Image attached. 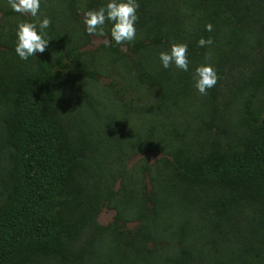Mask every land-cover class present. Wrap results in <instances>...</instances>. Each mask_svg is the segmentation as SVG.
I'll return each instance as SVG.
<instances>
[{
  "label": "trees",
  "instance_id": "trees-1",
  "mask_svg": "<svg viewBox=\"0 0 264 264\" xmlns=\"http://www.w3.org/2000/svg\"><path fill=\"white\" fill-rule=\"evenodd\" d=\"M104 2L41 0L52 40L23 61L0 0V264H264V0H138L134 42L106 22L89 48ZM172 42L189 72L160 65Z\"/></svg>",
  "mask_w": 264,
  "mask_h": 264
},
{
  "label": "clouds",
  "instance_id": "clouds-1",
  "mask_svg": "<svg viewBox=\"0 0 264 264\" xmlns=\"http://www.w3.org/2000/svg\"><path fill=\"white\" fill-rule=\"evenodd\" d=\"M9 8L30 19L18 21L15 27V53L20 60L27 61L36 57L37 53H44L52 38L47 34L51 25L48 16H40L41 0H7ZM138 0H105L97 9H86L83 13L82 23L84 31L91 36H105V25L110 24L108 30L111 43L122 45L132 43L136 39L138 20ZM206 31L212 30V25H205ZM108 46L110 41H103ZM213 41L201 37L197 41L198 47L204 48L212 45ZM160 65L164 69L174 66L183 72L190 71L188 44L186 42H172L168 49L158 53ZM194 88L200 95H207L218 80L215 67L207 62L197 65L191 71Z\"/></svg>",
  "mask_w": 264,
  "mask_h": 264
},
{
  "label": "rangeland",
  "instance_id": "rangeland-1",
  "mask_svg": "<svg viewBox=\"0 0 264 264\" xmlns=\"http://www.w3.org/2000/svg\"><path fill=\"white\" fill-rule=\"evenodd\" d=\"M105 39L106 38H103V37H100V36H94L92 38L90 46H88V47L89 48H96L101 43H103V41ZM160 155L161 154L159 152H157V151L148 152V153H144V154H136V155L132 156L131 159L128 161V165L132 166L134 164V162H136L137 160H139L143 156H147L151 162H154L158 157H160ZM114 214H115L114 210L109 209L107 207H104L102 209L101 213L98 216V221L101 224L107 225L110 222H112V220L114 218ZM134 225H135L134 223H130L129 224L130 227H133Z\"/></svg>",
  "mask_w": 264,
  "mask_h": 264
}]
</instances>
